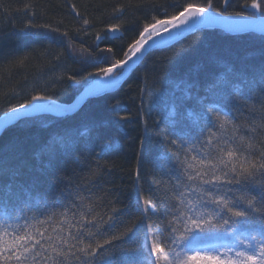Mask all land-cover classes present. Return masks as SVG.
I'll return each instance as SVG.
<instances>
[{"label": "snow or ice", "instance_id": "1", "mask_svg": "<svg viewBox=\"0 0 264 264\" xmlns=\"http://www.w3.org/2000/svg\"><path fill=\"white\" fill-rule=\"evenodd\" d=\"M231 3L222 0L223 6L214 8L211 0L206 7L188 2L175 14L165 12L167 18L138 25L139 38H133L125 59H113L114 49L101 45L119 39L115 34L127 23L133 5L112 4L105 19L103 12L97 17L89 11L87 3L83 11L70 3L76 23L81 25L77 35L93 34L94 43L82 48L86 55L81 54L78 63L83 70L67 75L66 80L82 90L80 100L97 98L115 89L108 86L110 82L120 81L123 73L150 50L171 47L173 41L180 42L202 28L219 26L233 33H264V0H246L240 11L229 13ZM19 10L26 16H36L33 3H25ZM60 23L33 19L22 31L29 37L66 42L72 47L73 37L61 30ZM72 50L75 52V48ZM257 55L258 64L248 69L236 71L229 65L230 75L209 83L203 95L198 81L186 80L185 93L169 97L176 107L169 113V123L163 126L160 137V160L165 162L167 174L162 183L167 190L161 192L157 185L145 197L143 189L138 188L135 200L124 208L113 207L114 202L108 199L113 192L105 186L110 170L100 163L107 154L103 145L94 159L88 156L91 142L85 145L77 159L82 165L79 171L73 168L56 175L52 182L56 187L43 192L41 185L55 172L54 165L35 170L25 181L26 169H31L24 159V142L0 147V180L9 181L0 207L9 206L13 185L19 205L10 218L5 212L0 219V264H97L101 257L103 264H136L129 254L137 252L146 254V264H264V139L257 140L259 130L255 125L242 129L235 115L242 109L247 115L245 90L264 97V48ZM147 96L157 104L164 100L151 91ZM73 107L58 103L46 92H34L28 103L20 102L4 113L0 128L7 129L13 121L40 113L60 115ZM252 115L254 118L255 113ZM24 123L29 121L24 119ZM144 123L147 131V120ZM229 125L232 132L225 135ZM103 128L102 122L96 126L95 139ZM75 143L69 140V146ZM140 143L143 150V139ZM68 154L66 148L64 155ZM49 158L55 161V152L50 151ZM136 175L139 180V168ZM136 216L140 226L128 227ZM54 219L61 224L55 235L37 227ZM138 232L142 236L136 239ZM208 238L224 242L208 246Z\"/></svg>", "mask_w": 264, "mask_h": 264}, {"label": "trees", "instance_id": "2", "mask_svg": "<svg viewBox=\"0 0 264 264\" xmlns=\"http://www.w3.org/2000/svg\"><path fill=\"white\" fill-rule=\"evenodd\" d=\"M188 2L206 7L209 0H0V116L20 102L28 103L34 92H46L62 103H71L79 96L82 90L67 81L66 76L83 70L78 63L81 54L86 55L82 53V48L90 47L94 39L93 34L77 35L76 30L81 25L76 23L70 3L77 4L81 11L87 3L89 11L97 17L103 12L105 19L112 11V4L133 5L129 10L127 23L121 29L123 35L101 45L114 49L116 56L113 59H125V53H128L130 44L134 42L133 38H139L138 25L154 22L153 18H167L165 12L168 15L175 14ZM211 2L214 8L223 6L222 0ZM245 2L246 0H232L228 12L240 11ZM247 2L250 3L251 0ZM25 3L34 4L35 17L30 14L26 16L19 10ZM136 5L140 6L137 8ZM33 19L38 23L62 22L61 30L69 31L70 37H73L72 47L66 42L36 39L26 35L22 29ZM72 48H75V52ZM262 48V35H230L222 30L202 28L182 38L180 42L173 41L171 47L150 51L117 91L89 99L76 114L39 115L25 118L29 121L27 124L22 119L8 125L0 133V147L15 141L24 142V159L31 169H26V176L23 178L25 181L35 170L44 169L50 163L54 165L55 172L41 185L40 191L43 192L56 187L52 183L56 175L70 172L73 168L79 171L82 165L77 164V159L85 145L91 142V151L88 153L90 159L95 158L96 152L103 145L107 154L100 163L110 170L105 177V186L113 192L108 199L114 202L113 207L124 208L135 200L138 188L143 189L141 194L145 197L150 196L157 185L161 192L167 190V186L162 183L167 179V174L165 162L160 160L163 152L160 137L164 133L163 126L169 123V113L176 107L169 97L173 93L183 95L187 90L186 80L198 81L203 95V89L209 83L221 75H230L229 65L239 71L258 64L257 54ZM21 60L23 63H20ZM87 70L95 71L94 68ZM61 76L64 77L62 82ZM150 91L153 96H163L164 100L159 104L151 102L147 96ZM244 94L248 97L247 115L242 114L244 109L235 113L238 118L236 122L242 129L255 125L259 130L257 140L264 139V119H261L264 115V97L259 94L253 96L247 90ZM120 116H127L129 119L121 120ZM145 120L148 123L147 131ZM101 122L104 128L99 138L95 139V128ZM232 127L227 126L224 134H231ZM141 139L144 141L143 150ZM69 140H75L76 143L69 146ZM66 148L68 155H64ZM50 151L55 152V161H50ZM138 168L141 177L139 180L136 175ZM8 183L7 180H0V200L5 198L4 190ZM9 199L7 208L0 207V219H3L5 212L10 218L19 208L15 185ZM41 209L43 210V206ZM138 220V216L134 217L127 226L137 224L139 227ZM37 227L55 235L54 230H58L61 224L58 219H54L50 224ZM141 236L142 233L138 232L134 238L139 239ZM223 242L217 238H208L205 244ZM129 256L136 264H146V254L143 252L130 253ZM97 264H103L102 257Z\"/></svg>", "mask_w": 264, "mask_h": 264}, {"label": "water", "instance_id": "3", "mask_svg": "<svg viewBox=\"0 0 264 264\" xmlns=\"http://www.w3.org/2000/svg\"><path fill=\"white\" fill-rule=\"evenodd\" d=\"M205 29H217V30H222V31H224L225 33H227V34H230V35H243V34H247V33H254V34H258V35H262V36H264V33H262V32H260V31H258V30H253V31H249V32H243V33H233V32H227V31H225L222 27H215V28H205ZM123 34H122V32H120V33H116L115 34V36H117V37H121ZM165 35H167L166 33H165ZM188 35H191V34H188ZM187 35V36H188ZM186 36V37H187ZM157 39H158V37H157ZM149 43H151V41H149ZM145 47H147V45H145ZM143 51V50H142ZM150 51H152V50H150ZM140 54L139 53H137V56H139ZM147 55H145L144 57H142L140 60H137V62H136V64H134V65H132L130 68H128L124 73H123V75L120 77V81H116L113 85H108L110 88H115V89H111L108 93H112V92H115V91H117L120 87H121V85L123 84V82H124V80H125V78L136 68V67H138L139 66V64L143 61V59L146 57ZM133 59H135V57H133ZM119 82H120V85H119ZM107 93V94H108ZM106 95V94H105ZM79 96H80V94H79ZM79 96L73 101V102H71V103H62V102H59V101H57L58 103H62V104H65V105H69V106H71V105H74L75 107H73L70 111H68V112H65V113H63V114H60V115H74V114H76L84 105H85V103L89 100V99H94V98H92V97H88V98H85L84 100H80L79 99ZM102 96H104V95H102ZM101 96V97H102ZM97 98H99V97H97ZM47 114H54V115H58V114H56L55 112H47V113H40V114H38V115H36V116H39V115H47ZM3 116H4V114L3 115H1L0 116V119H3ZM28 118V117H27ZM25 119V118H24ZM14 122H16V121H13V122H11L10 124H12V123H14ZM9 124V125H10ZM4 128H0V133H1V131L3 130Z\"/></svg>", "mask_w": 264, "mask_h": 264}, {"label": "rangeland", "instance_id": "4", "mask_svg": "<svg viewBox=\"0 0 264 264\" xmlns=\"http://www.w3.org/2000/svg\"><path fill=\"white\" fill-rule=\"evenodd\" d=\"M115 82H116V81L110 82L109 85H113ZM216 244H218V243H215L214 245H216ZM207 245H208V246H212L213 244H207Z\"/></svg>", "mask_w": 264, "mask_h": 264}]
</instances>
